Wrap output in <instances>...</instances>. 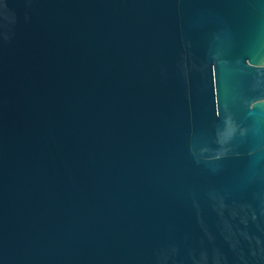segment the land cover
<instances>
[{"label":"water","instance_id":"1","mask_svg":"<svg viewBox=\"0 0 264 264\" xmlns=\"http://www.w3.org/2000/svg\"><path fill=\"white\" fill-rule=\"evenodd\" d=\"M0 264H264V0H0Z\"/></svg>","mask_w":264,"mask_h":264}]
</instances>
